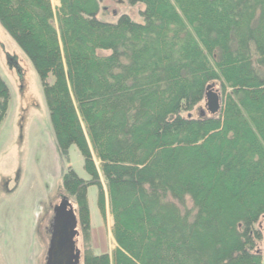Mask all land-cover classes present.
<instances>
[{
    "label": "trees",
    "instance_id": "obj_1",
    "mask_svg": "<svg viewBox=\"0 0 264 264\" xmlns=\"http://www.w3.org/2000/svg\"><path fill=\"white\" fill-rule=\"evenodd\" d=\"M57 1L0 0V25L41 80L57 152L68 162L75 144L83 157L89 179L69 165L62 190L84 264H264V0H128L142 22ZM216 84L220 109L192 116ZM9 99L0 76V124ZM100 173L111 254L91 243L87 189L104 216Z\"/></svg>",
    "mask_w": 264,
    "mask_h": 264
},
{
    "label": "rangeland",
    "instance_id": "obj_2",
    "mask_svg": "<svg viewBox=\"0 0 264 264\" xmlns=\"http://www.w3.org/2000/svg\"><path fill=\"white\" fill-rule=\"evenodd\" d=\"M98 2L99 19L114 21L119 14L127 13L133 20L143 21L142 3L131 5L128 0ZM51 4L53 9L58 6L56 0H51ZM0 76L10 90L8 109L0 124V264H44L47 236L42 228L45 230L49 225L48 231L52 234L53 207L66 199L76 208L72 198L62 190L63 172L70 165L79 177L89 179V175L75 144L69 147L68 162L57 152L41 80L31 61L1 25ZM213 87L218 89L221 100L223 94L219 85ZM191 113L192 116L207 113L205 101L202 100ZM92 155L99 169V160L94 152ZM100 180L105 190L104 216L97 207V187L90 185L87 189L91 243L96 254H111L116 247L113 218L101 173ZM41 205L42 219L35 230L33 212L35 208L37 214ZM256 227L261 237L255 242V249L264 261V216ZM76 230V245L80 251L78 264H84L78 224Z\"/></svg>",
    "mask_w": 264,
    "mask_h": 264
},
{
    "label": "water",
    "instance_id": "obj_3",
    "mask_svg": "<svg viewBox=\"0 0 264 264\" xmlns=\"http://www.w3.org/2000/svg\"><path fill=\"white\" fill-rule=\"evenodd\" d=\"M204 101L206 110L216 113L221 106L218 89L210 85ZM53 222L44 264H78L80 251L75 240L78 221L70 201L62 199L53 207Z\"/></svg>",
    "mask_w": 264,
    "mask_h": 264
},
{
    "label": "crops",
    "instance_id": "obj_4",
    "mask_svg": "<svg viewBox=\"0 0 264 264\" xmlns=\"http://www.w3.org/2000/svg\"><path fill=\"white\" fill-rule=\"evenodd\" d=\"M56 2H57V4H59V2L56 0ZM89 203V202H88ZM89 206H90V203H89ZM41 209H42V205H41V207L39 208V210H38V213L36 214V210H35V208H34V212H33V222H34V225H35V230H36V226H37V220H38V216L40 215V213L42 212L41 211ZM90 211V210H89ZM47 241H46V251H47ZM45 256H46V252H45Z\"/></svg>",
    "mask_w": 264,
    "mask_h": 264
}]
</instances>
